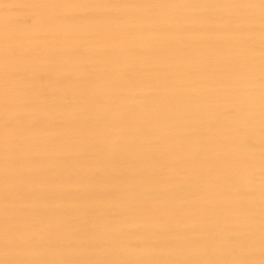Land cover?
Instances as JSON below:
<instances>
[{
    "label": "bare ground",
    "instance_id": "1",
    "mask_svg": "<svg viewBox=\"0 0 264 264\" xmlns=\"http://www.w3.org/2000/svg\"><path fill=\"white\" fill-rule=\"evenodd\" d=\"M0 264H264V0H0Z\"/></svg>",
    "mask_w": 264,
    "mask_h": 264
}]
</instances>
